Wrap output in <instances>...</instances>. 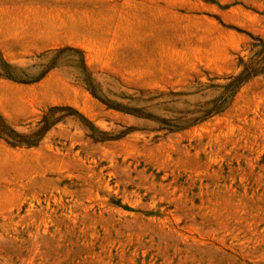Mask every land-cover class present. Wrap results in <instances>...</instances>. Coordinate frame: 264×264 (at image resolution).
<instances>
[{
  "label": "rangeland",
  "instance_id": "1",
  "mask_svg": "<svg viewBox=\"0 0 264 264\" xmlns=\"http://www.w3.org/2000/svg\"><path fill=\"white\" fill-rule=\"evenodd\" d=\"M0 264H264V0H0Z\"/></svg>",
  "mask_w": 264,
  "mask_h": 264
}]
</instances>
